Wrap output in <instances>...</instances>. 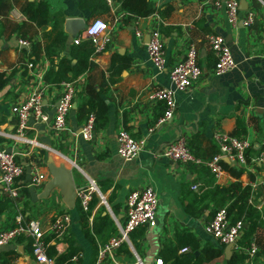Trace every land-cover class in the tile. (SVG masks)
Wrapping results in <instances>:
<instances>
[{"label":"crops","instance_id":"0c3cea01","mask_svg":"<svg viewBox=\"0 0 264 264\" xmlns=\"http://www.w3.org/2000/svg\"><path fill=\"white\" fill-rule=\"evenodd\" d=\"M97 1L102 2L0 0V69L4 82L0 89V143L24 167L16 197L0 188V229L14 226L18 218L24 224L39 221L51 259L58 261L67 253H73L72 257L82 254L78 263L70 259L64 263L95 264L99 249L118 234L125 222L130 192L149 186L160 200L157 225L133 232L129 242L106 260L107 264H159V261L164 264L163 250L177 249L178 255H182L195 251V246L223 251L205 264H228L235 254L243 256L238 264H264V223L259 222L248 237L251 229L245 221L246 228L239 239L243 247L253 240L257 242L260 252L255 257L233 250L228 257L226 249L205 231L208 218L218 209L212 193L219 185L241 183L243 188H250L253 203L249 199V204L260 213V219L264 218V208H257L264 180V169L257 161L264 149V0H238L244 7L241 18L248 12L255 14L251 27L241 22L232 27L225 10L215 6V0H149L155 11L142 18H131L118 0L111 3L103 0L105 11L81 8L82 4L94 5ZM39 2L47 3L51 14H63L67 39L70 36L65 28L67 20L80 19L86 27L69 47L66 43L54 64L62 58L70 60L71 65L76 63L70 55L71 46L77 39L81 45L89 40L85 36L89 25L101 20L111 27L107 49L92 54L94 67L74 80L78 88L67 120L69 130L62 135L53 132L51 124L64 90L63 83L55 85L45 79L53 62L45 52L43 30L23 12L27 4ZM137 31L142 33L141 37ZM154 31L160 32L164 44L168 65L165 72H158L148 55L150 35ZM212 35L226 39L237 65L222 76L213 74L216 59L208 42ZM20 40L27 41L29 46H20ZM191 43L200 51L199 64L204 75L187 92L177 93L178 108L171 123L157 127L165 106L154 101L153 94L157 89L171 88L169 69L184 59ZM125 59L130 64L120 71ZM31 63L33 68L28 67ZM35 90L43 92L44 110L50 120L30 121L24 135L17 137V120L11 109ZM99 98L108 111L96 123L94 139L86 141L79 136L87 119L83 109L97 103ZM123 129L136 139L146 140L145 150L135 160L127 161L118 155L117 133ZM216 132L249 142L248 165L237 169L244 172L239 179L226 171L216 180L205 167L195 168L156 156L185 134L192 151L202 159H209L219 152L214 140ZM51 159L57 166L65 164L70 170L75 191L87 187L91 181L96 183L98 190L92 195L88 210L79 199L70 208L59 188L45 194L51 180L48 168ZM35 172L47 174L46 183L31 185L30 178ZM194 185L198 190L192 189ZM65 213L71 216V226L64 237L57 238L51 225ZM184 248L190 251L181 253ZM172 262L167 260L165 264ZM0 264H38L32 255L31 239L21 237L1 249Z\"/></svg>","mask_w":264,"mask_h":264},{"label":"built area","instance_id":"2783aa9c","mask_svg":"<svg viewBox=\"0 0 264 264\" xmlns=\"http://www.w3.org/2000/svg\"><path fill=\"white\" fill-rule=\"evenodd\" d=\"M111 3V0H107ZM216 7L225 10L228 21L232 27H237L241 22L245 27H251L255 23V14L248 12L244 18H241V4L238 0H215ZM102 27L96 29V25ZM93 29H96L95 31ZM111 27L108 23L98 20L89 25L85 36L91 40L94 45L93 55L101 54L110 44L109 31ZM142 36L140 31L136 32ZM210 50L212 51L216 62L213 69L214 76H222L232 72L236 68V62L233 58L231 48L222 36L212 35L208 38ZM75 44H80V40H75ZM20 46L28 47L29 43L24 40L19 41ZM148 55L151 63L158 72H165L168 69L165 55L164 44L159 31H154L150 35L148 44ZM200 51L197 46L191 43L186 51L182 61L169 69V78L171 88L157 89L153 94V100L161 102L165 106L164 114L159 119L157 127H163L171 123L177 108V93L187 92L204 75V71L199 64ZM29 68H33L31 63ZM2 70L0 69V76ZM64 90L59 98L58 106L51 128L57 135L66 133L69 128L67 124L68 116L73 108V103L77 93V81L64 82ZM44 94L41 90H35L25 101L14 105L11 109L12 114L17 120V137H22L28 129L30 121L36 123H48L50 118L44 110ZM96 131V116L91 114L79 132L86 141H92ZM214 140L218 145L219 153L211 159H201L197 157L189 145V139L185 134L180 135L176 140L166 145L157 154L158 159L168 160L182 165H190L195 168L205 167L216 180H220L226 173L222 162L228 161L235 169L247 167V150L250 145L245 139L227 135L223 132H216ZM118 155L127 161L137 159L145 150L146 140L136 139L127 130H120L117 133ZM258 163L264 169V149L257 158ZM24 173L23 165L17 161L16 156L10 153L0 143V188L11 197L18 195L17 183ZM48 180L45 173L35 172L30 178L31 185H42ZM263 194L257 205L258 209L264 208V180L262 181ZM193 190H198L194 185ZM97 186L91 181L85 188L76 191L77 199L80 200L82 207L88 210L92 195L97 192ZM253 203V198H250ZM160 200L156 191L152 187H144L130 192L126 201V219L119 228L118 234L111 238L108 243L103 245L98 251V257L95 264H107L108 258H113L114 253L124 243L129 242L133 232L144 227H155L157 225V212ZM71 216L68 213L58 216L51 225L52 233L57 238H62L68 232L71 226ZM246 228L245 220L240 219L232 222L228 216L227 207L217 209L213 218L205 225L206 233L217 241L225 249L232 246V250L238 253H245L250 257H255L260 248L255 240L249 245L243 247L239 244V239ZM21 237L31 239V251L38 264H66L51 259L47 252V242L45 232L39 221H30L24 224L20 218L16 220L14 226L0 229V250L10 246ZM189 248H184L181 253L189 252ZM83 258L82 254L72 257L71 261L78 263ZM159 264H162L159 261Z\"/></svg>","mask_w":264,"mask_h":264},{"label":"trees","instance_id":"16d2710c","mask_svg":"<svg viewBox=\"0 0 264 264\" xmlns=\"http://www.w3.org/2000/svg\"><path fill=\"white\" fill-rule=\"evenodd\" d=\"M100 1L102 2L97 1V3L94 5L82 4L81 8H92L95 11H105L106 7L103 3V0ZM118 1L121 3L122 9L127 11L130 14L131 18L147 17L155 11L153 4L149 0ZM23 12L28 20L34 22L39 28L43 30L45 52L47 57L53 62V68L45 76V79L49 83L59 85L64 82H72L78 76L94 67L93 62L90 59L92 54L94 53V45L91 40H87L84 45L75 44L71 46L70 55L74 60H76L75 64L71 65L70 60L66 58H62L60 59L58 64H54V59L60 56V52L65 49L67 41V37L64 31L65 17L62 13L51 14L50 6L45 2L27 4L23 9ZM115 63L116 62L113 59L111 64V71L113 72H111L112 74H114V70L116 68ZM129 64V59H125L124 61H122L120 71ZM2 78L3 76L1 75L0 89H2L4 86V82L1 81ZM105 82L106 80H104V83ZM111 82L114 81L112 80ZM83 110L87 114L86 121L91 114H94L96 116L97 123L100 119H104L106 117L108 107L106 106L105 102L99 98L97 103L95 102L94 105H90L88 109L86 108ZM214 156H212L211 158H213ZM246 156L247 161H249L247 153ZM222 165L225 171H227L236 179H239L244 174L242 170H237L229 166V164H227L225 161L222 162ZM250 197V188H243L241 183H233L230 185L221 186L219 185L212 193V200L217 208L220 209L223 207H227L228 216L232 222H236L240 219H244L246 222H249L251 230H249L248 237H250L252 233H254V230L259 222H261V224L264 223V218L260 219V213L257 211V209L249 204ZM213 216L214 215H211L208 218V221H210ZM193 248L195 251L198 250L199 253L197 254L195 251H193L190 253L178 255L177 249L163 250L162 254L164 257V264L167 262V260H173L172 264H205L210 259L215 258L223 253L222 250L217 251L215 249H212V247L199 249V247L195 246ZM72 255L73 253L64 254L58 259V262L63 263L67 259L71 260ZM166 256L168 257L166 258ZM242 257V255L235 254L232 256L228 264H238Z\"/></svg>","mask_w":264,"mask_h":264},{"label":"water","instance_id":"95a60500","mask_svg":"<svg viewBox=\"0 0 264 264\" xmlns=\"http://www.w3.org/2000/svg\"><path fill=\"white\" fill-rule=\"evenodd\" d=\"M244 7L241 6V10ZM66 31L70 34L67 39V47H69L73 40L77 37L80 31L85 30V23L80 19H69L65 24ZM229 163L228 161H226ZM49 173L51 175V180L47 184L45 189V194H49L54 188H59L65 203L72 208L77 200V195L75 191V186L71 176L70 170H68L65 164H60L57 166L53 160H49ZM232 253V246H228L225 250V254L229 257Z\"/></svg>","mask_w":264,"mask_h":264},{"label":"clouds","instance_id":"9594fccd","mask_svg":"<svg viewBox=\"0 0 264 264\" xmlns=\"http://www.w3.org/2000/svg\"><path fill=\"white\" fill-rule=\"evenodd\" d=\"M98 25H99V24L96 25V29L100 28V27H98ZM96 29H93V30L95 31Z\"/></svg>","mask_w":264,"mask_h":264},{"label":"snow or ice","instance_id":"6c2138e0","mask_svg":"<svg viewBox=\"0 0 264 264\" xmlns=\"http://www.w3.org/2000/svg\"><path fill=\"white\" fill-rule=\"evenodd\" d=\"M98 27H102V25H98Z\"/></svg>","mask_w":264,"mask_h":264}]
</instances>
